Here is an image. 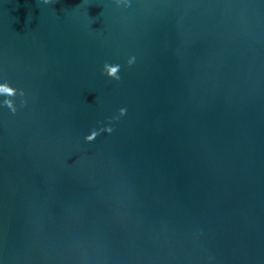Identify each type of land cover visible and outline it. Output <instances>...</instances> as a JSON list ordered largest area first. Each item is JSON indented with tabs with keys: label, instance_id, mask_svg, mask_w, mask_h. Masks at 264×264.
<instances>
[{
	"label": "water",
	"instance_id": "water-1",
	"mask_svg": "<svg viewBox=\"0 0 264 264\" xmlns=\"http://www.w3.org/2000/svg\"><path fill=\"white\" fill-rule=\"evenodd\" d=\"M5 81L0 264H264V0H0Z\"/></svg>",
	"mask_w": 264,
	"mask_h": 264
},
{
	"label": "clouds",
	"instance_id": "clouds-1",
	"mask_svg": "<svg viewBox=\"0 0 264 264\" xmlns=\"http://www.w3.org/2000/svg\"><path fill=\"white\" fill-rule=\"evenodd\" d=\"M45 3H51L52 0H44ZM115 3L117 6L123 4L125 7L128 6V0H115ZM134 62V58L129 59L128 60V64L129 66ZM104 68L108 69L107 72V76L115 79L117 81H119L120 76L118 75V73L120 72V66L117 65H109V64H105ZM19 95V97L23 98L20 102V107H24L27 104V100L24 99V97L26 96L25 90L24 89H18L16 87L10 86V83L5 81L3 83H0V96H4L6 97V99L3 100L2 105L6 106L12 114H16V112L18 111V107L17 105L13 102L12 99H9V97H15ZM126 113V109L121 108L119 110V116H123ZM119 116L114 117L113 119H119ZM112 131H114V129L112 127H104V128H100L99 130H92L91 134L87 135L85 137L86 141L91 142L93 141L97 135H99L101 132H107V133H111Z\"/></svg>",
	"mask_w": 264,
	"mask_h": 264
}]
</instances>
